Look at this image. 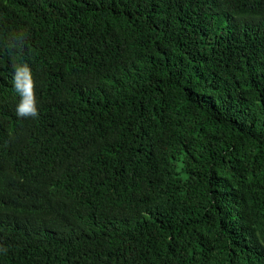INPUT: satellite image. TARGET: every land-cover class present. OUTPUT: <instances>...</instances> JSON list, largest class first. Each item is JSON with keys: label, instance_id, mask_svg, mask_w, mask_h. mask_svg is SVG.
I'll use <instances>...</instances> for the list:
<instances>
[{"label": "trees", "instance_id": "trees-1", "mask_svg": "<svg viewBox=\"0 0 264 264\" xmlns=\"http://www.w3.org/2000/svg\"><path fill=\"white\" fill-rule=\"evenodd\" d=\"M0 264H264V0H0Z\"/></svg>", "mask_w": 264, "mask_h": 264}, {"label": "clouds", "instance_id": "clouds-1", "mask_svg": "<svg viewBox=\"0 0 264 264\" xmlns=\"http://www.w3.org/2000/svg\"><path fill=\"white\" fill-rule=\"evenodd\" d=\"M15 87L21 96L20 103L17 106V115L21 117L38 116L33 82L27 69H17L15 78Z\"/></svg>", "mask_w": 264, "mask_h": 264}]
</instances>
